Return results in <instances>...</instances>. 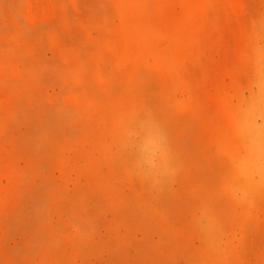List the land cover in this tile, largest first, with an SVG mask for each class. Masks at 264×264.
<instances>
[{
  "label": "rangeland",
  "instance_id": "rangeland-1",
  "mask_svg": "<svg viewBox=\"0 0 264 264\" xmlns=\"http://www.w3.org/2000/svg\"><path fill=\"white\" fill-rule=\"evenodd\" d=\"M262 12L264 0H0V264H264V187L236 203L223 186ZM134 116L170 146L163 183L133 168Z\"/></svg>",
  "mask_w": 264,
  "mask_h": 264
},
{
  "label": "clouds",
  "instance_id": "clouds-1",
  "mask_svg": "<svg viewBox=\"0 0 264 264\" xmlns=\"http://www.w3.org/2000/svg\"><path fill=\"white\" fill-rule=\"evenodd\" d=\"M252 78L247 96H242L231 114L235 146L228 153L224 190L236 203L245 202L252 189L264 187V12L252 21ZM136 174L153 184L174 175L170 146L160 124L151 116L132 117L124 130ZM198 226L209 236L216 226L211 209L202 207Z\"/></svg>",
  "mask_w": 264,
  "mask_h": 264
}]
</instances>
